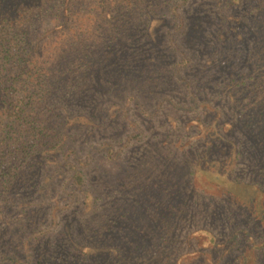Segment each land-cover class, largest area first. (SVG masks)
<instances>
[{"label": "trees", "instance_id": "1", "mask_svg": "<svg viewBox=\"0 0 264 264\" xmlns=\"http://www.w3.org/2000/svg\"><path fill=\"white\" fill-rule=\"evenodd\" d=\"M83 5L79 0H0V264H264V0H222L220 22L200 10L176 14L183 17L182 39L193 44L189 47L212 55L203 66H188L185 58L177 66L166 61L159 46L164 21L151 12L161 0ZM142 12L150 22L148 44H128L126 32L134 31L131 25ZM76 17L86 26L78 27ZM93 30L105 36L100 46L87 39ZM71 31V39H62ZM216 31L215 39L207 40ZM49 35L57 45L44 52L40 42ZM217 81L224 82V103L209 100ZM177 88L194 112L192 122L199 129L194 145L182 150L180 159L168 141L153 142L159 149L119 174L126 194L102 207L104 199L97 202L86 185L91 163L82 164L75 150L69 151L75 153L71 160L65 154L69 134L86 129L85 137H94L105 104L107 128L129 121L131 105L151 125L162 111L152 97L165 91L175 108ZM60 101L87 112L62 114ZM148 102L155 108H146ZM132 126L142 135L139 126ZM240 163L251 166L244 178L249 181L239 178ZM68 165L63 188L76 187L75 198L83 202L62 230L27 236L37 219L34 210L28 216L33 220L22 221L17 213V226L4 222L6 214L16 212L15 197L38 185L33 194L42 204L50 198L55 202L54 224L63 210L57 206L54 179L61 181L64 174L57 169ZM53 167L54 174L40 185L41 173ZM202 180L215 184L218 194L197 186ZM215 198L239 211L230 232L222 214L210 211ZM215 225L218 234L210 228ZM188 226L191 231L183 237Z\"/></svg>", "mask_w": 264, "mask_h": 264}, {"label": "rangeland", "instance_id": "2", "mask_svg": "<svg viewBox=\"0 0 264 264\" xmlns=\"http://www.w3.org/2000/svg\"><path fill=\"white\" fill-rule=\"evenodd\" d=\"M93 0H79V2L84 3V5L81 8H86L87 6H91L90 2ZM147 1V0H144ZM172 1V0H169ZM191 1V0H189ZM194 4L188 5L186 4V0H173L169 4H166L165 0H161V5L157 11L151 10L155 14V19L164 21V26L161 29V35H160V41L159 46L162 49V51L165 54L166 61L168 63L171 62L172 66H177L181 62L185 63L186 61H182L183 58H185L188 62V66H197V65H204L207 60H212L211 54H209L205 49L201 47H189L193 44L188 43V41H184L182 39V35L184 32V20L183 17L190 14V11H205L209 16L215 17L220 22V17L217 11L220 9L217 4L218 2H222V0H194ZM75 6V5H73ZM77 7L79 5H76ZM141 6V5H139ZM189 6V8H187ZM98 7V5H97ZM142 12L135 23L131 25L132 29L134 30L132 33H128V39L124 40V34L120 37L130 44V42H137L142 45L148 44V40L146 38L145 32L148 31L150 22L149 19L147 20L145 18V15ZM182 14L180 18L176 16V14ZM136 14V10H135ZM139 18L141 19L139 21ZM107 19V18H106ZM74 21L77 22V26L80 28H83L86 26V22L81 17H76ZM74 23V22H73ZM90 30H92L94 27H89ZM89 31V30H87ZM73 31L69 33L67 37H62V39H71L73 37ZM124 32V29L122 31H118V33ZM208 36V30L206 33ZM218 32L216 31L215 34L211 37H208L207 40H213L215 39V35H217ZM90 36L87 37L89 42L94 43L96 46H100L103 43V39L105 38L104 35L99 34L98 32H95L94 30L90 32ZM52 35L47 36V38H44L40 44H43V51L49 52L54 48V45L56 44V41L54 37H51ZM60 39V38H59ZM55 40V41H54ZM118 43L121 42L124 44V41L117 40ZM57 45V44H56ZM170 69V65H169ZM192 81V79H189ZM202 83H205L203 80ZM215 89L212 88V90L209 89L210 94V102L214 101L215 99H222L223 96H221L220 93H222L221 89L224 87V82H215ZM200 90V85L196 86ZM179 91H177L175 94L177 97H175L176 102H178L177 106L175 108H172V106L169 105L167 102L171 97L169 96V93H166L164 91L163 94L152 97L156 100L158 99L157 104L159 101L161 102L162 111L159 113L158 118H154L152 120L151 125H148L147 122H145L146 118L141 119L138 118L134 113L133 105H131L130 113H129V121L126 120H117L114 124H111V127L107 128L108 125H106V118L108 116L107 111L109 109V105H104L100 112V119L98 123H96L97 128L94 130L95 135L94 137L89 136L85 137L86 129H83L81 132L73 133L71 132L69 134V139L66 144V156H68V159H72L75 156V153L69 152L71 150H75L79 152L80 158H78L79 161L82 160V164H90L89 168L87 169V182L86 185L88 188H91L94 191V196L98 198L97 202L102 201L101 205L108 206L111 199L115 198L117 195L122 196L123 194H126L123 190L120 189V185L122 183L121 177L119 174H121V171L127 167L128 165H134L136 163V160L138 158L147 160L148 157L151 154V149H159V146L157 144L153 145V142H161V141H168L172 144V149L176 153V156L181 159V152L182 150L188 151L189 146L194 145V138L199 129L194 124L193 125V116L194 112L191 110H188V104L184 100L182 96L181 89L177 88ZM67 91V90H66ZM65 91V92H66ZM179 100V101H178ZM155 101V100H154ZM153 101V102H154ZM181 102V103H180ZM222 103H224V100L222 99ZM154 104L151 103L146 108L152 110L154 109ZM59 108L65 110L62 111V114H65L66 112H69L71 116L77 115V114H86L87 110L78 108V107H71L68 108V105L64 101H60L58 103ZM183 106V108H186V110H181L180 108ZM219 107V106H217ZM221 109V107L219 108ZM223 111H225V108H223ZM117 115H118V111ZM147 114H150L148 112ZM109 118V117H108ZM132 124H135L136 126H139L142 135H139L137 131L134 130V126ZM101 125L102 127H99ZM170 136L167 138V136ZM110 146L112 149V153L107 146ZM151 145V146H150ZM182 146V148L185 146V148L180 149L179 147ZM119 154V157H118ZM179 156H178V155ZM92 156V161L89 162V159L87 156ZM113 156H117L113 159ZM179 160V159H178ZM242 160V159H241ZM64 163V162H63ZM62 163L63 166H65ZM75 163L79 166L78 161H75ZM74 163V164H75ZM70 165V164H69ZM66 168H58L57 170L60 171V174L63 175V179L60 181L59 179H54V185H55V196L58 201V207L63 208V210L59 213L58 216L55 217V221L53 224L52 219V207L55 205V202L50 198L47 203L42 204V201L39 197H36L35 194H33V191H35L37 188L35 186H31V188L23 189L21 193H19L15 199L14 204L16 207H14L13 211L15 210V213H8L5 216V221L7 224L12 223L14 226L16 225V220L19 219V215L21 220L23 221H29L33 220L28 219L29 212L34 210L37 212V219L33 220L32 226L30 228L29 232H26V235L29 236L31 234H37L38 232H50L56 234V232L62 230L63 224L70 220L72 218V213L78 212V210L81 209L80 205L83 202L82 198L76 199L75 196L78 192L74 191L70 185H66V187L63 188L64 182L69 178V174L67 173ZM251 166H248L247 164L240 163L238 170H240L239 178L244 179L246 170L250 168ZM53 168H47L46 171H43L39 177L40 185L43 184L45 180V176L53 175ZM145 176V175H143ZM243 181H249V178L244 179ZM133 184V183H132ZM197 186L202 187L206 190L208 193L212 194H218V188L215 184L207 183L205 180L201 181V184L197 183ZM35 187V188H33ZM135 186L133 185L132 188ZM97 188H108L111 190L112 194L105 195L102 194V191H99ZM118 188V190L116 189ZM205 195V194H203ZM54 197V196H53ZM54 197V198H55ZM99 199H101L99 201ZM203 200L207 203L210 199L206 196L203 197ZM210 211L218 210L223 217V220H225L226 223V231L230 232L232 228L235 227V219L240 218L239 211L229 202L223 201L221 199L215 198L213 199V203L210 205ZM42 208L41 211H39V208ZM64 208H67L64 210ZM45 209H49L46 211ZM12 211V212H13ZM19 213V215L17 214ZM17 214V215H16ZM57 214V213H56ZM239 214V215H237ZM26 215V216H25ZM25 216V217H24ZM36 218V217H35ZM2 228L6 227V224L1 223ZM236 226V227H240ZM213 233L218 234L219 231H221L220 227L215 225L216 229H213L210 227ZM191 231V227L188 226L182 232L183 237L186 234H189ZM51 235V234H48Z\"/></svg>", "mask_w": 264, "mask_h": 264}]
</instances>
